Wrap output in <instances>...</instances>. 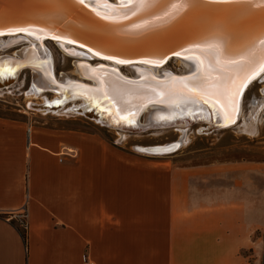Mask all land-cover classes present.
<instances>
[{
	"label": "crops",
	"instance_id": "0c3cea01",
	"mask_svg": "<svg viewBox=\"0 0 264 264\" xmlns=\"http://www.w3.org/2000/svg\"><path fill=\"white\" fill-rule=\"evenodd\" d=\"M203 179L98 133L0 118V264H251V204ZM26 188L23 239L2 214Z\"/></svg>",
	"mask_w": 264,
	"mask_h": 264
},
{
	"label": "water",
	"instance_id": "95a60500",
	"mask_svg": "<svg viewBox=\"0 0 264 264\" xmlns=\"http://www.w3.org/2000/svg\"><path fill=\"white\" fill-rule=\"evenodd\" d=\"M111 4L115 5L112 2ZM248 7L247 4H207L202 12L186 22L169 27H159L154 31L136 32L132 30L133 26L143 20L151 19V12L131 16L126 20L121 19L118 23H112L102 19L101 16H97L92 8L85 4H80L79 0H0V30L5 31L3 34H9L14 31L11 33H23L35 39L38 36H44L43 40L45 41L55 40L63 42L67 45L65 50H68L72 56L78 57L79 60H77L80 63L88 64L90 61H94L92 59L95 57L96 68L111 65V63H116L117 60H129L119 63L121 66H124L125 62H131L130 64L134 65L145 64L146 66L161 67L168 58H182V56L174 55V53L182 52L183 49L189 48L193 44H204L206 41H217L222 44L224 49L229 51L234 46H241L246 50L250 48L252 40L264 27V23L261 22L260 16L257 15L254 20L241 24L242 14L247 12ZM230 10H235V12L232 13ZM152 11L154 12L156 9ZM257 13H259V9H257ZM17 29L26 31H15ZM52 37H58L59 39H53ZM68 40L72 42H66ZM26 42L28 41H23V46L27 45ZM252 50L256 53V60L259 63V45ZM93 53L96 54L94 55ZM144 61H149V63ZM26 67L28 66L20 67L8 76H2L0 73V86L5 88L10 86L13 79ZM194 69H196V65L192 62L191 69L186 72L177 73L172 70H165L156 72L155 75L157 76L155 77L159 81H164V79L183 81L185 80L184 78L187 80L198 74L201 75ZM235 70L233 69V71ZM209 71L212 72L211 80L216 79V72L212 69H209ZM110 73L106 72L105 74L110 75ZM122 74H120V77L123 79L129 78V76ZM114 77H117L116 74H114ZM86 79L91 83L95 80L92 77ZM257 79L264 80V72H259L251 82ZM63 80H66V78L64 77ZM137 80H141V76H137ZM96 86L92 84L95 89ZM183 88L182 91L190 89L189 87ZM246 89L247 87L243 89L242 94L238 97L237 106L241 103ZM43 91L46 90L42 89ZM53 91L61 95L60 102L58 104L45 102L40 107H58L66 100V95L63 92L57 88H54ZM205 99L196 98L192 99L191 102H185V98L175 97L162 100L159 104L166 105L167 108L159 111L157 119L151 122L150 125L155 127L179 126L184 129L189 124L198 122L206 123L205 126L200 128V131L206 132L213 128L230 126L237 121L239 108L237 107L235 116L231 117L232 106L230 100H222V106H224L225 110L230 111L227 115H224L219 110L213 109L209 102L205 103ZM77 100L79 101V106H75V111L107 127L111 125L114 128L127 131H136L143 128L146 120L141 122V116L151 104L146 103V106H143L139 112L133 115L130 122L124 123L113 115L112 110L105 111L107 115H104L102 111L91 107V102L83 96L76 97L75 101ZM68 102L65 101V103ZM178 139L165 145H153L142 148L134 146V149L139 153L149 155L171 153L179 149L180 140ZM175 144L178 145L177 148L171 149ZM159 147H163V149L160 150Z\"/></svg>",
	"mask_w": 264,
	"mask_h": 264
},
{
	"label": "rangeland",
	"instance_id": "374dc122",
	"mask_svg": "<svg viewBox=\"0 0 264 264\" xmlns=\"http://www.w3.org/2000/svg\"><path fill=\"white\" fill-rule=\"evenodd\" d=\"M110 1V2H109ZM109 3L117 0H109ZM50 54L52 76L55 79L67 78L70 81H83L78 68L79 58L72 56L68 50L60 47L62 43L54 40L43 41ZM23 41L10 40L3 37L0 41V60L15 57L31 44ZM62 46V45H61ZM5 55V56H2ZM2 58V59H1ZM78 59V60H77ZM96 61H90L94 66ZM132 68V67H131ZM122 66L120 72L133 77V69ZM137 69V68H136ZM172 70L177 73L187 71L175 57L169 59L159 72ZM79 75V77H78ZM81 79V80H78ZM35 75L29 68L20 71L10 86L0 90V118H14L39 126H70L86 130L104 138L109 144L115 145L128 154L149 155L139 153L134 146L149 147L165 145L176 139L181 141L183 133L175 126L150 127L136 131L119 132L104 126L81 113H50L34 109L42 98L30 95ZM32 82V84H31ZM86 83V82H85ZM88 84L91 82H87ZM31 84V86H30ZM264 80H253L245 90L237 121L228 127L213 128L199 132L206 123H191L186 127L183 142L176 152L154 156L157 161H167L174 170H190L201 173L202 182L220 187L234 188L236 197L251 204L253 229L251 245L246 249L247 261L251 264H264ZM50 91V90H49ZM43 96L51 101L54 92L43 91ZM40 96V95H39ZM240 102V101H239ZM79 101H75L78 104ZM67 103L66 106H70ZM241 108V109H240ZM146 119L145 113L141 122ZM142 151V150H139ZM143 152V151H142ZM194 177L198 175L194 174ZM207 179V180H206Z\"/></svg>",
	"mask_w": 264,
	"mask_h": 264
},
{
	"label": "bare ground",
	"instance_id": "6f19581e",
	"mask_svg": "<svg viewBox=\"0 0 264 264\" xmlns=\"http://www.w3.org/2000/svg\"><path fill=\"white\" fill-rule=\"evenodd\" d=\"M99 3H100V0H84V4L86 6L92 9L95 6L96 11H99L102 16L105 13L106 9L99 7L98 6ZM113 3L116 4L117 2H113ZM118 15H121V14H118ZM4 32L5 31L0 30V33H4ZM11 32H14V31H11ZM11 32L9 34H0V41H2L3 37H8L9 41L13 39L14 40L21 39V41L26 40L31 44L30 45L31 49H26L21 54H18V55L16 54L15 57L0 60V73L2 74V76H8L10 75V73L15 72L20 67H25V66L29 67V70H31L32 73L35 75V80L30 90V94H27V95H30L34 98H37V97L42 98L41 103L34 105L35 110H39L45 113L50 112V113H56V114L67 113V112L79 113L74 110L75 106L76 107L79 106L78 104H75V98L78 96H83L86 100H89L91 102V105H90L91 107H94L102 111L104 115H107L105 111L112 110L113 115L119 121L128 123L131 121V118L133 117V115L139 112V110H141L143 106H146L145 105L146 103H151L146 109L145 115L147 117L145 119L146 121L142 129L155 127V126L150 125V123L153 122L155 119H157L160 113L159 111L167 108L166 105H160L159 104L160 101L170 99V98L173 99L175 97H178V98L183 97L186 100L185 102H191L192 99L194 100L196 98L198 99L206 98L213 109L215 108L219 110L220 113L224 115L225 114L227 115V113L230 112L229 110H225L224 106H222L221 104L222 100L226 99V97L224 96L225 93L222 88H218L217 86L213 85L212 81H214L215 79L208 81V84H209L208 91L210 93H213V95L204 96L202 98L200 95H193L192 92H189L187 90L182 91L183 87H184L183 89H185V86H184L185 82L188 84L189 88H192L193 85H192V81L190 80V78L187 80L186 78H184L185 80L183 81L172 80V79H166V80L164 79V81H159L158 78L155 77L157 76L155 75V73L159 72L158 69H160V67L146 66L145 64L144 65L142 64L134 65V64H130L131 62H125L124 66L128 68L132 67L131 69H133L132 71L134 75L133 77L123 79L122 77H120L121 73L119 74V71H120L119 68L122 67L121 65H119V63L114 62V63H111V65H106L104 67L96 68L95 65L92 66L90 63L83 64V63H80L79 61L78 66L80 68H78V70L80 72L79 74L80 77L79 75L78 77L79 78L82 77L81 79L84 80V82L83 81L79 82L77 80L70 81L67 78L66 80H63V78L55 79V77L52 76L53 73L51 71L50 54L43 42L45 41L43 40L44 36H38L39 39H37V37L35 39L23 33L16 34V33H11ZM60 43H62L61 44L62 46L60 45V47L61 48L63 47V50L65 52V48L67 47V45H65V43L63 42H60ZM171 58L166 59V62ZM175 58L182 65H184V67H186L187 70L191 69L192 62H190L189 60H183L182 58H179V57H175ZM92 60H95V57ZM124 61H129V60H124ZM163 65L161 66V68L163 67ZM28 67L24 69H27ZM102 71H105V72H102ZM106 72H111V73L110 75H106L105 74ZM113 72L114 74H116L117 77H114ZM200 74L202 75V73ZM137 76H141V80H137ZM89 77L94 78L97 82L94 80L95 82L93 81V83L88 84L87 82H89V80L86 78H89ZM202 78H204L203 75H202ZM81 79H78V80H81ZM225 83H227V81H225ZM92 84L97 85L96 89L92 87ZM1 88L2 87L0 86V90ZM54 88L55 89L57 88L59 91L63 92V94L66 95L65 101H69V103H71L70 106H66L67 103H65L64 101L61 104V106H58V107H54V108L40 107V105L45 102L51 103V104H58L60 102L61 95L57 92H54L53 91ZM42 89L46 91L50 90L54 92L56 97L53 98L51 101L47 100V98L43 96L44 92H42ZM197 91H200V89H197ZM216 94H218L219 98H217ZM132 111L133 113H131ZM108 126L111 128H114V126H111V125H108ZM114 129L118 131L120 130L119 132L127 131L124 129H117V128H114ZM179 130L183 133V136L180 141V142H183L186 131H185V128L181 129V127H179ZM198 131L202 132L200 131V129ZM177 146L178 145L175 144L174 146H172L171 149L174 150L177 148ZM159 149L162 150L163 147H159ZM165 154H170V153H162V154H157V155L160 156V155H165Z\"/></svg>",
	"mask_w": 264,
	"mask_h": 264
},
{
	"label": "snow or ice",
	"instance_id": "6c2138e0",
	"mask_svg": "<svg viewBox=\"0 0 264 264\" xmlns=\"http://www.w3.org/2000/svg\"><path fill=\"white\" fill-rule=\"evenodd\" d=\"M79 3L84 4V0H79ZM212 3L247 4L249 6L248 10L242 14L240 23L244 24L254 20L257 15L264 23V0H117L115 5L109 3L108 0H100L98 6L106 9L105 13L101 16V13L96 11L95 6L92 10L97 16H101L102 19L112 23H118L121 19L126 20L131 16L151 12V19L135 24L132 29L136 32H146L154 31L159 27H169L186 22L202 12L205 5ZM153 9H156V11L153 12ZM257 9H259V13H257ZM230 12L234 13L235 10H230ZM15 31L26 30L17 29ZM52 38L59 39L58 37ZM66 42L71 43L72 41L68 40ZM257 45H259L260 50L259 63L256 60V53L252 50ZM174 55L192 61L196 65L194 71L202 73L204 77L202 78V75L190 77L193 86L188 91L192 92L193 95H200L202 98L213 95L208 91V81L212 79V72L209 69L216 72V79L212 83L223 89L226 99L231 102V117H234L238 107L237 100L243 89L259 72H264V27L255 35L251 47L247 50L241 46H234L229 51L224 49L222 44L217 41H206L204 44H193L191 47L183 49L182 52L174 53ZM123 62L116 61V63ZM144 62L149 63V61ZM233 69L236 70L233 71ZM184 86L188 88L186 82ZM197 89H200V91H197ZM216 95L219 98L218 94ZM204 102L208 103V100L205 99Z\"/></svg>",
	"mask_w": 264,
	"mask_h": 264
},
{
	"label": "built area",
	"instance_id": "2783aa9c",
	"mask_svg": "<svg viewBox=\"0 0 264 264\" xmlns=\"http://www.w3.org/2000/svg\"><path fill=\"white\" fill-rule=\"evenodd\" d=\"M24 184L26 186V179L24 180ZM28 197L29 194L26 188L24 203L20 207L16 209L7 210L2 214L6 220H9L13 223V225L17 228L23 239H25L27 230L29 228L28 209L26 206ZM82 262L83 264H96L86 254H83Z\"/></svg>",
	"mask_w": 264,
	"mask_h": 264
},
{
	"label": "flooded vegetation",
	"instance_id": "af4514ba",
	"mask_svg": "<svg viewBox=\"0 0 264 264\" xmlns=\"http://www.w3.org/2000/svg\"><path fill=\"white\" fill-rule=\"evenodd\" d=\"M258 80V79H257Z\"/></svg>",
	"mask_w": 264,
	"mask_h": 264
}]
</instances>
